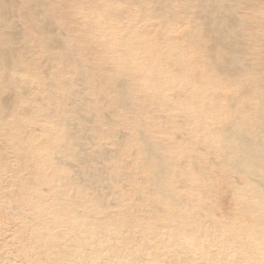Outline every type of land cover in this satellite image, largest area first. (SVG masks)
Segmentation results:
<instances>
[{"label":"bare ground","instance_id":"1","mask_svg":"<svg viewBox=\"0 0 264 264\" xmlns=\"http://www.w3.org/2000/svg\"><path fill=\"white\" fill-rule=\"evenodd\" d=\"M5 229L0 264H264V0H0Z\"/></svg>","mask_w":264,"mask_h":264},{"label":"rangeland","instance_id":"2","mask_svg":"<svg viewBox=\"0 0 264 264\" xmlns=\"http://www.w3.org/2000/svg\"><path fill=\"white\" fill-rule=\"evenodd\" d=\"M0 234L2 235L3 238H7V237H9V235L11 234V230H9V229L6 230V229H5V230H3V233L0 232ZM7 234H8V235H7ZM1 235H0V236H1Z\"/></svg>","mask_w":264,"mask_h":264}]
</instances>
